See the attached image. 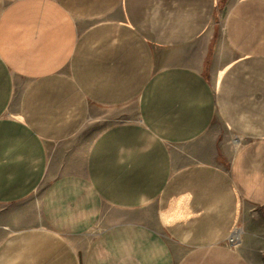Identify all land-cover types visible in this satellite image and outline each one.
<instances>
[{"label": "crops", "instance_id": "1", "mask_svg": "<svg viewBox=\"0 0 264 264\" xmlns=\"http://www.w3.org/2000/svg\"><path fill=\"white\" fill-rule=\"evenodd\" d=\"M0 264H264V0H0Z\"/></svg>", "mask_w": 264, "mask_h": 264}, {"label": "built area", "instance_id": "2", "mask_svg": "<svg viewBox=\"0 0 264 264\" xmlns=\"http://www.w3.org/2000/svg\"><path fill=\"white\" fill-rule=\"evenodd\" d=\"M233 139H234L235 145L237 146L240 145L241 139L238 136H234ZM238 236H239V232H234L227 238L226 242L233 247H237L241 243V234L239 238Z\"/></svg>", "mask_w": 264, "mask_h": 264}, {"label": "rangeland", "instance_id": "3", "mask_svg": "<svg viewBox=\"0 0 264 264\" xmlns=\"http://www.w3.org/2000/svg\"><path fill=\"white\" fill-rule=\"evenodd\" d=\"M234 145H235V142H234ZM237 145H235V147H236ZM241 244V243H240ZM240 244H239V246H240ZM239 246H237V247H239Z\"/></svg>", "mask_w": 264, "mask_h": 264}, {"label": "bare ground", "instance_id": "4", "mask_svg": "<svg viewBox=\"0 0 264 264\" xmlns=\"http://www.w3.org/2000/svg\"><path fill=\"white\" fill-rule=\"evenodd\" d=\"M240 237V233H239V236H238V238Z\"/></svg>", "mask_w": 264, "mask_h": 264}]
</instances>
